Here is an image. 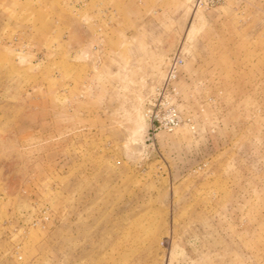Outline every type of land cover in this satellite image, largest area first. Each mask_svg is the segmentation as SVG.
I'll list each match as a JSON object with an SVG mask.
<instances>
[{"label":"rangeland","instance_id":"rangeland-1","mask_svg":"<svg viewBox=\"0 0 264 264\" xmlns=\"http://www.w3.org/2000/svg\"><path fill=\"white\" fill-rule=\"evenodd\" d=\"M0 264H264V0H0Z\"/></svg>","mask_w":264,"mask_h":264},{"label":"built area","instance_id":"built-area-1","mask_svg":"<svg viewBox=\"0 0 264 264\" xmlns=\"http://www.w3.org/2000/svg\"><path fill=\"white\" fill-rule=\"evenodd\" d=\"M219 0H196V5L202 6V5H214ZM183 59L180 56H174L172 60L170 61L167 69V75L168 79L174 78L177 74L178 68L182 64ZM161 124L163 123L160 119H156L154 123ZM176 126V119L174 115H171L167 121H164V128L167 130H172Z\"/></svg>","mask_w":264,"mask_h":264}]
</instances>
